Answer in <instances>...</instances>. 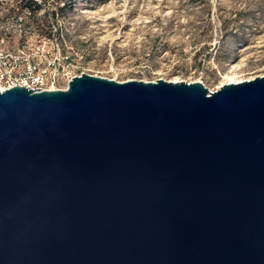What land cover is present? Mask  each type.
<instances>
[{"label": "water", "instance_id": "95a60500", "mask_svg": "<svg viewBox=\"0 0 264 264\" xmlns=\"http://www.w3.org/2000/svg\"><path fill=\"white\" fill-rule=\"evenodd\" d=\"M0 264H264V75L0 90Z\"/></svg>", "mask_w": 264, "mask_h": 264}, {"label": "rangeland", "instance_id": "374dc122", "mask_svg": "<svg viewBox=\"0 0 264 264\" xmlns=\"http://www.w3.org/2000/svg\"><path fill=\"white\" fill-rule=\"evenodd\" d=\"M25 42L64 60L65 78L87 72L211 89L228 75H264V0H0V53Z\"/></svg>", "mask_w": 264, "mask_h": 264}, {"label": "built area", "instance_id": "2783aa9c", "mask_svg": "<svg viewBox=\"0 0 264 264\" xmlns=\"http://www.w3.org/2000/svg\"><path fill=\"white\" fill-rule=\"evenodd\" d=\"M50 52L43 44L32 46L30 42H25L16 52L6 50L0 53V90L15 85L33 90L67 88L69 81L77 74L65 78L61 70L66 62L53 58ZM61 80L66 82L65 85H59ZM38 87L41 88L35 89Z\"/></svg>", "mask_w": 264, "mask_h": 264}, {"label": "bare ground", "instance_id": "6f19581e", "mask_svg": "<svg viewBox=\"0 0 264 264\" xmlns=\"http://www.w3.org/2000/svg\"><path fill=\"white\" fill-rule=\"evenodd\" d=\"M111 8H112V11H111V12H109L106 16L103 15V18H105L106 21H107L108 18H111V17H113V16L116 15V10L114 9L113 4L111 5ZM98 14H99V13H98ZM95 15H97V13H96ZM97 16L99 17V15H97ZM101 18H102V17H101ZM105 20H104V21H105ZM248 48H250V46H246L245 49H243V50H248ZM243 60H244V59H243ZM243 60H240L239 62L235 63V64L233 65V68H235V70H236L237 68H240V67L242 66V62H243ZM231 70H232V68H231ZM233 70H234V69H233ZM228 77H229L228 80H226V81H224V82L218 84V85H217L216 87H214V88H211V90H216V89L220 88V87L222 86V84L227 83V82H240V81H242V79H236V77H234V76H230V75H228ZM128 80H129V79H128ZM172 81H177V79H174V80H172Z\"/></svg>", "mask_w": 264, "mask_h": 264}]
</instances>
